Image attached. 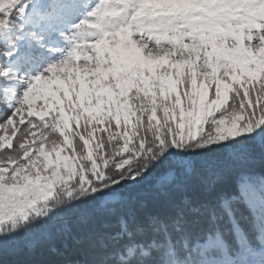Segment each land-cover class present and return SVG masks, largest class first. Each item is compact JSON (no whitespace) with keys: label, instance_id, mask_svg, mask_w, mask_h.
Returning a JSON list of instances; mask_svg holds the SVG:
<instances>
[{"label":"snow or ice","instance_id":"snow-or-ice-1","mask_svg":"<svg viewBox=\"0 0 264 264\" xmlns=\"http://www.w3.org/2000/svg\"><path fill=\"white\" fill-rule=\"evenodd\" d=\"M0 264H264V0H0Z\"/></svg>","mask_w":264,"mask_h":264},{"label":"rangeland","instance_id":"rangeland-1","mask_svg":"<svg viewBox=\"0 0 264 264\" xmlns=\"http://www.w3.org/2000/svg\"><path fill=\"white\" fill-rule=\"evenodd\" d=\"M38 103H40V102H38ZM61 156H62V162L72 163L71 161H64V160H63V154H61ZM50 159H51V158H50Z\"/></svg>","mask_w":264,"mask_h":264}]
</instances>
